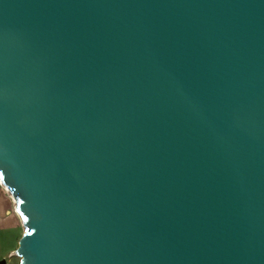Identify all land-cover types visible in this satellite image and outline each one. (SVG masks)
Here are the masks:
<instances>
[{
	"label": "water",
	"instance_id": "obj_1",
	"mask_svg": "<svg viewBox=\"0 0 264 264\" xmlns=\"http://www.w3.org/2000/svg\"><path fill=\"white\" fill-rule=\"evenodd\" d=\"M0 185L20 264H264V0H0Z\"/></svg>",
	"mask_w": 264,
	"mask_h": 264
},
{
	"label": "rangeland",
	"instance_id": "obj_2",
	"mask_svg": "<svg viewBox=\"0 0 264 264\" xmlns=\"http://www.w3.org/2000/svg\"><path fill=\"white\" fill-rule=\"evenodd\" d=\"M23 231L14 210L13 199L0 185V262L5 260L6 264H20V258L15 255V251Z\"/></svg>",
	"mask_w": 264,
	"mask_h": 264
},
{
	"label": "bare ground",
	"instance_id": "obj_3",
	"mask_svg": "<svg viewBox=\"0 0 264 264\" xmlns=\"http://www.w3.org/2000/svg\"><path fill=\"white\" fill-rule=\"evenodd\" d=\"M9 195V194H8ZM10 196V195H9Z\"/></svg>",
	"mask_w": 264,
	"mask_h": 264
}]
</instances>
